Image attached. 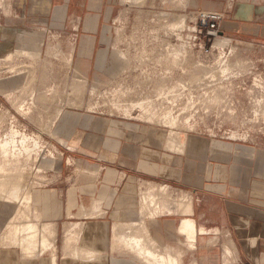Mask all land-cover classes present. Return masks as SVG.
I'll return each mask as SVG.
<instances>
[{
  "label": "rangeland",
  "instance_id": "rangeland-1",
  "mask_svg": "<svg viewBox=\"0 0 264 264\" xmlns=\"http://www.w3.org/2000/svg\"><path fill=\"white\" fill-rule=\"evenodd\" d=\"M126 1L130 5L141 7L123 9L114 17L110 28V44L91 63L92 76L87 78L84 86H79L78 95L74 91L75 83L78 84L79 80L74 76L76 64L73 62V55L70 65L64 58L73 50L74 45L70 40H63L59 31H26L32 33L27 35L18 31L12 37L18 43L19 35L23 33L25 39L33 38L37 41V35L43 33L37 45L33 43L23 47L20 40V45L0 43V81H6L12 75L18 76L13 96L11 94L8 99L0 93V138H3L11 126H15L27 135L39 134L43 146L29 154L18 144L17 151L7 155L8 159L0 151V181H9L11 185L14 179H21L19 191L24 193L29 189L32 194L31 202L27 204L29 207H24H28V213L21 207L24 211L21 216L19 214L13 221L9 217L0 224V264H34L45 257L50 258L51 249L43 253L35 250L31 258H26L22 245L18 243L24 234L18 235V242L15 240L17 244L10 240L11 246H8L12 231L9 233L5 225L21 226L31 217L29 221L40 223V228L43 223L52 222L61 216L65 200L67 199L68 204L73 203L70 191L65 196L67 186L74 182H87L91 176H97L89 172V166L94 162L91 152L101 147L97 144L96 133L106 129L107 119L127 120L151 127L150 135L154 132L157 135L152 136L155 138L154 142L151 141L152 144L171 153H181L179 147L175 149L173 142L180 145V142L190 136L246 145H264V51L255 48L250 50L247 46L239 49L234 46L229 38L218 33L221 32L218 22L222 18L215 21V28H211L208 19L202 21L203 18L199 16L200 11H218L190 8L191 0H168V4L165 3L166 0H160L157 4L148 3L146 0ZM180 2H185L184 6ZM163 11L170 13L168 19L159 14ZM181 15L185 16L184 27L176 31L168 30L167 25L173 22V16ZM224 39H227V43H222ZM50 46H53L55 55L53 52L47 54ZM172 46L185 48L179 56H172L169 54ZM9 51H14L15 54L11 60H6L3 55ZM34 52H38L37 55ZM61 52L66 55L59 56ZM94 82L98 85L92 89ZM53 86L56 88L54 95L47 91ZM32 91L35 93L34 97H38L34 98L35 105L30 103ZM145 99H149V102L144 104L143 109H134V117H122L113 106L118 100L129 105ZM20 104L24 109H21ZM57 108H62L63 114L55 119ZM68 114L74 116L73 122L68 123L65 118L62 121L63 126L59 127L61 118ZM147 117L154 120H147ZM85 119L88 121L85 122ZM59 128L60 133L52 135ZM73 130L75 134L68 138ZM233 132L238 136L232 138ZM58 137L63 141L59 142ZM69 145H73L75 149L68 148ZM47 150L53 155L47 153ZM20 173L21 176L18 177ZM2 183L0 188L7 189L2 188L0 192H5L10 185L5 183V186H1ZM141 185H145L139 196L141 214L152 216L150 212H154V215L164 213L168 210L169 203L175 205L181 213L187 210V206L180 208L178 191L168 188L167 185L144 182ZM161 185L166 186L164 194L156 191ZM147 190H154L159 195L151 206L143 205L142 202V195ZM94 207L97 209L98 205ZM71 208V205L67 206V216L72 215L69 213ZM61 221L64 222L65 218ZM65 225L69 227L66 223ZM65 225L62 231L60 227L55 229L58 232L55 236V247L62 233L64 240L68 237ZM78 229L79 225L74 232L77 233L76 238L70 240L73 243H68V250L77 242ZM144 240L152 247L147 239ZM73 249V255H77L78 249Z\"/></svg>",
  "mask_w": 264,
  "mask_h": 264
},
{
  "label": "crops",
  "instance_id": "crops-1",
  "mask_svg": "<svg viewBox=\"0 0 264 264\" xmlns=\"http://www.w3.org/2000/svg\"><path fill=\"white\" fill-rule=\"evenodd\" d=\"M0 3V43L14 45L12 37L18 31L25 35L59 31L63 40L74 45L73 62L84 64L87 78L92 76L91 63L110 44L114 17L123 9L141 7L126 0ZM190 8L223 13L218 28L224 37L239 49L264 51V0H191ZM67 116L73 122L72 114L64 115L59 127ZM105 126L96 133L100 149L91 152L94 162L89 172L97 176L67 186L65 196L70 191L73 203L66 199L61 216L53 219L61 231L65 223H78L80 228L73 246L77 255L73 247L63 248L64 233L57 239L56 264H153L125 246L114 249L118 232L145 237L156 253L171 255L176 264H264V145L190 136L181 153H171L152 144L157 135L154 132L152 137L151 127L145 124L110 118ZM74 134L73 130L68 138ZM95 165L100 167L97 171L92 170ZM142 182L189 194L190 212L181 213L169 203L164 213L141 214ZM68 205L71 216H67ZM95 205L99 208L93 209ZM187 218L195 226L193 240L180 233ZM34 264H50L49 257Z\"/></svg>",
  "mask_w": 264,
  "mask_h": 264
},
{
  "label": "bare ground",
  "instance_id": "bare-ground-1",
  "mask_svg": "<svg viewBox=\"0 0 264 264\" xmlns=\"http://www.w3.org/2000/svg\"><path fill=\"white\" fill-rule=\"evenodd\" d=\"M165 3H167L168 4V0H166L165 1ZM166 4V5H167ZM179 4H181V5H183L184 6V4H185V2L183 3V2H180ZM178 6V5H177ZM179 7H180V5H179ZM159 14H161V16H163V18L165 17V18H167L168 19V17L170 16V13L169 12H166V11H163V12H161V13H159ZM175 15V14H174ZM183 15V14H182ZM177 16V17H175V16H173L174 17V20H173V22H171L170 24H168L167 25V28H168V30H171V31H176L177 29H182L183 27H184V25H185V16ZM117 19V18H116ZM170 19H171V17H170ZM79 21V20H78ZM171 21V20H170ZM166 31H167V29H165ZM25 35L24 34H22V36L20 35L19 36V39L18 40H20L21 42H22V44L24 45L23 47H26V45L28 44V45H32L33 43L34 44H38L39 42H40V40H41V38H42V34L40 33V34H38L37 35V37H38V39H37V41H36V39L35 40H33V38H26L25 39ZM181 37V36H180ZM227 39H224V40H222V43H227V41H226ZM168 42V41H167ZM164 43H165V41H164ZM170 43V42H169ZM183 45V44H182ZM59 46V45H58ZM183 46H185V45H183ZM181 47V46H179V47H176V46H172V48H171V50L169 51V54H171L172 56H176V55H178L179 53L180 54H182L183 53V51H184V48L185 47ZM22 47V48H23ZM167 48H169V46L167 47ZM17 51V50H16ZM21 52L23 51V50H20ZM56 51V50H55ZM25 52H29V51H27V50H25ZM31 52V51H30ZM52 52H53V54H54V50H53V46L51 47H49L48 48V50H47V54H52ZM58 52V51H57ZM17 53V52H16ZM33 53V52H32ZM35 53V52H34ZM36 53H38V52H36ZM35 53V54H36ZM15 54V52L14 51H9V52H7L6 54H4L3 56H4V58L6 59V60H11V58H12V56ZM21 54V53H20ZM56 54V53H55ZM54 54V55H55ZM72 50L67 54V56L66 57H64L65 58V62H67L69 65L71 64V62H72ZM30 55V54H29ZM34 55V54H33ZM32 55V56H33ZM37 55V54H36ZM61 55H63L62 54V52H61V54L59 55V56H61ZM64 55H66V54H64ZM63 55V56H64ZM170 55V56H171ZM31 56V57H32ZM53 56V55H52ZM179 56V55H178ZM54 57V56H53ZM173 58V57H172ZM174 58H176V57H174ZM63 59V58H62ZM4 60V59H3ZM64 60V59H63ZM169 60V59H168ZM173 61H174V59H173ZM75 74H74V76H75V78H77L78 80H79V83L78 84H76L75 82V89H74V91H75V94L76 95H78L77 93H78V90H79V86H84L85 85V83H86V81H87V76H86V74H85V66H84V64L82 65V63H80V62H78L76 65H75ZM20 73V72H19ZM6 81H0V93L3 95V96H5V97H7L8 99L10 98V96H11V94H12V92H14L13 90H14V88H16L15 87V84H16V82L18 81V76L17 75H12V76H10V77H7V79H5ZM97 81V80H96ZM96 85H98V84H96ZM95 82L94 83H92V89H94V88H96L95 86ZM47 91H49L51 94H53V93H56V88L53 86L51 89H48ZM33 92V91H32ZM92 92H93V90H92ZM58 94V93H57ZM14 94H12V96H13ZM54 95V94H53ZM35 96V93L33 92L32 94H31V97H29L30 99H31V101H30V103L31 104H34L35 105V99L36 98H38V97H34ZM35 98V99H34ZM22 101H23V99H22ZM28 101V100H27ZM24 102V101H23ZM35 102V103H34ZM147 102H149V99H145L144 101H142V100H140V101H135V102H131L129 105H125V104H122L119 100L117 101V102H114L113 103V106L116 108V110L118 111V113L122 116V117H125V118H129V117H131V116H133V114H132V111H134V109H143V107H144V104L146 103L147 104ZM20 103H22V102H20ZM27 103V102H26ZM53 103V102H52ZM21 105V104H20ZM19 105V106H20ZM18 106V107H19ZM24 106V105H23ZM21 107V109L23 108L22 107V105L20 106ZM60 107V106H59ZM19 109V108H18ZM24 109V108H23ZM25 113V112H24ZM63 114V111H62V108L60 109V108H57L56 110H55V119H58V118H60V116ZM152 114V113H151ZM148 114H144V116H147ZM153 115V114H152ZM139 116V115H138ZM141 116V115H140ZM54 117V116H53ZM134 117V116H133ZM136 117V116H135ZM154 117V116H153ZM169 117V116H168ZM42 118V117H41ZM148 119L147 120H154V119H151V118H149V117H147ZM170 118V117H169ZM45 119V118H44ZM54 119V120H55ZM62 119V118H61ZM144 119V118H143ZM156 119V118H155ZM167 119V118H166ZM54 120H52V123L51 124H53V121ZM71 121H72V118L70 117V116H67V122L68 123H71ZM64 124H66V123H64ZM46 125V124H45ZM49 129H51V128H49ZM46 130V129H45ZM46 131H48V130H46ZM59 134V131H58V129L56 130V132H54V134H52V135H58ZM51 135V136H52ZM232 138H234V137H237L238 135H236V133L235 132H233V134H232ZM54 138V137H53ZM58 139V141L59 142H61V140L62 139H60L59 137L57 138ZM63 141V140H62ZM27 142H29L30 144H26ZM173 142V141H172ZM174 143V144H173ZM172 144L175 146V149H177L178 147H179V149H181V147H183V143H184V140L182 141V142H180V145H178L177 143H175V142H173ZM18 144H21V148H23L24 149V151H27L29 154L32 152V151H36L37 149H39V148H41V147H43V146H41V136L39 135V134H36V135H32V136H30V135H27V134H25V133H23V132H21V131H19L17 128H15V126H11V128L9 129V131L7 132V133H5V135H3V138H0V151L2 152V154L4 155V156H6L5 158H7V155H9L10 153H11V155L12 154H15V152L17 151V145ZM26 145H27V147H26ZM172 145V146H173ZM185 145V144H184ZM32 147V148H29V147ZM68 148H70V149H74L73 147H68ZM173 148V147H172ZM44 149V148H43ZM18 150H19V148H18ZM180 152V151H179ZM28 153H26V154H28ZM47 153H49L50 155H53L52 154V152H50L49 150H47ZM1 154V153H0ZM20 154V153H19ZM60 154V153H59ZM0 156H2V155H0ZM30 156V155H29ZM1 158V157H0ZM4 158V157H3ZM4 158V159H5ZM2 159V158H1ZM8 159V158H7ZM7 159H5V160H7ZM5 160H4V162H5ZM1 161V160H0ZM3 162V161H2ZM3 162V163H4ZM10 162V161H9ZM121 162V161H120ZM7 163V162H6ZM2 164V163H1ZM24 164V163H23ZM22 164V165H23ZM60 164V163H59ZM3 165V164H2ZM7 165V164H6ZM28 165V164H27ZM59 166V165H58ZM1 167H4V166H1ZM10 167V166H9ZM6 168V167H5ZM98 168H100L99 166H97V165H95L94 167H93V170L94 171H97L98 170ZM0 169H2V168H0ZM7 169V168H6ZM9 170V169H8ZM7 172L6 170H3V172ZM0 172H2V170L0 171ZM1 174V173H0ZM3 174V173H2ZM7 174V173H6ZM14 174V173H13ZM28 174V173H27ZM10 175H12V174H10ZM23 175V174H22ZM14 176H15V174H14ZM13 176V177H14ZM19 176H21V173L18 175V177ZM12 177V178H13ZM16 177V176H15ZM8 178V177H7ZM7 178H6V180H7ZM12 178H9V179H11L12 180ZM22 178V177H21ZM3 179H5V178H3ZM21 180V179H20ZM19 179L18 180H15L14 179V181L12 182L11 181V185L9 184L10 182L9 181H7V182H5L4 180H2V181H4L3 183H2V181H0L1 183H2V185L1 186H3V184H4V186H5V183H8L9 185H10V187L8 188V190H5V189H7L6 187H2V188H5L4 190H5V192H0L1 194H0V224L1 223H3V222H5V220L6 219H8L9 217H12V220L11 221H13V218L15 219L19 214H20V216H21V212L23 213L24 211H22V210H27V208L29 207V205H27V204H30V202H31V199H32V194L27 190L26 192H24V193H21L20 191H19V184H20V182L22 183V181H20ZM24 180V179H23ZM0 183V184H1ZM23 183H24V181H23ZM8 184H6V186L8 185ZM8 185V186H9ZM7 186V187H8ZM22 187V186H21ZM156 187V186H155ZM2 188H0V189H2ZM23 188V187H22ZM21 188V189H22ZM28 188V187H27ZM159 188V187H158ZM169 188V187H168ZM153 189V188H152ZM3 190V189H2ZM23 190H25V188L23 189ZM165 190H166V186L165 185H161V187L159 188V190L158 189H156V191H159L160 193H163L164 194V192H165ZM3 193V194H2ZM144 193V192H143ZM159 194V193H158ZM159 197V195H157L156 194V192H154V190H147V192H145L144 193V195H142V202H143V205H147V206H151V205H153L154 204V202H156L155 200H156V198H158ZM178 198H179V202H180V204H181V209H182V206H187V210L185 211V213H188L189 212V210L188 209H190V198H191V196H189V194H186V193H184V191L183 192H180L179 193V195H178ZM19 204V205H18ZM94 204V203H93ZM156 204V203H155ZM19 206V207H18ZM26 206H28L27 208H25L24 209V207H26ZM155 206V205H154ZM180 206V205H179ZM21 207H23L22 208V210H21ZM99 208V207H98ZM97 208V209H98ZM158 208V207H157ZM93 209H96L95 207L93 208ZM183 210H184V208H183ZM145 211H146V209H145ZM155 211V210H154ZM26 212V211H25ZM184 212V211H183ZM26 213H28V210H27V212ZM70 213V212H69ZM154 213V212H153ZM153 213H151L150 212V214H152V216L155 214H153ZM25 214V213H24ZM12 215V216H11ZM24 215H22V217H23ZM24 217H26V216H24ZM28 217H29V215H28ZM21 218V217H20ZM27 218V217H26ZM31 218V217H30ZM30 218H28V222L26 223V224H22L21 226H17V224H16V226H12L11 224H8V225H5L6 226V229L9 231V233L11 232V234H9V235H7V236H9V243H7L8 244V246H11L10 244V242L12 241V242H14L15 243V240L17 239V237H18V235L19 234H24L25 236L24 237H22V239L20 238V240H21V242H18L17 240L19 239V237H18V239L16 240V242H18V243H20L21 245H22V247H23V250H24V255L26 256V258H31L32 257V254H35V253H33V252H35V250H40L42 253L44 252V251H46V250H48V249H51L52 250V253H51V256H50V258H49V261H50V264H56V257H57V255H56V247H55V244H54V241H55V236H56V230L55 229H57V228H55L54 227V225H53V223H43V225L40 227V228H38V225L40 224H38L36 221V223H34V221L33 222H31V221H29V219ZM11 219V218H10ZM22 219V218H21ZM39 219V218H38ZM26 220V219H25ZM10 221V222H11ZM16 221V220H15ZM14 221V222H15ZM37 221H39V220H37ZM13 222V223H14ZM43 222V221H42ZM23 223V222H22ZM25 223V222H24ZM115 223V222H114ZM138 223V222H137ZM134 224H135V222H134ZM140 224V223H139ZM69 225V227L68 226H66V228L65 229H67L65 232L67 233L66 235H68V237H66V240H64V241H66L65 243H64V241H63V243H64V249H66L67 248V246H69L68 245V243H69V241L71 240V239H73V238H76L75 236H76V234L74 233L75 232V230L77 231V228H78V223L76 224V223H72L71 225L70 224H68ZM132 225V224H131ZM56 226V225H55ZM113 226H114V224H113ZM118 226V225H117ZM134 226V225H133ZM1 227V226H0ZM3 227V226H2ZM68 227V228H67ZM120 227V226H119ZM5 228V227H4ZM116 228H118V227H116ZM180 228V233H183V234H185L187 237H188V239L190 240H193L194 239V235H195V226H194V223H193V221H192V219H184V221L182 222V226L181 227H179ZM3 229V228H2ZM146 229V228H145ZM144 229V230H145ZM143 230V231H144ZM202 230V229H201ZM200 230V231H201ZM3 231V230H2ZM7 231V232H8ZM118 231V230H117ZM78 232H79V229H78ZM112 232H114V229H113V231ZM3 233V232H2ZM5 233H6V231H5ZM135 234V233H134ZM134 234H132V235H122V234H120L119 232H118V234H115L114 235V238H113V244H112V246H113V248L114 249H119L121 246H125L126 247V249L128 248V249H131L132 251H136L140 256H144V258H145V262H147V263H153V264H176V261H175V258H173V257H171V255L170 256H166L165 254H167V253H163V252H161V253H156V251H154V248L153 247H151V246H149L146 242H145V237H140V236H138V235H134ZM141 234V233H140ZM2 235V234H1ZM5 234L3 233V236H4ZM65 235V236H66ZM78 236H79V234H78ZM2 237V236H1ZM5 237V236H4ZM147 237V236H146ZM3 238V237H2ZM1 238V239H2ZM68 238V239H67ZM5 239H7V238H5ZM3 240H4V238H3ZM8 240V239H7ZM7 240H6V242H7ZM11 240V241H10ZM4 242V241H3ZM70 242H72V241H70ZM75 242V241H74ZM73 243V242H72ZM148 243H150L149 241H148ZM190 243V242H189ZM15 244H17V243H15ZM4 245H6V244H4ZM151 245V244H150ZM7 246V245H6ZM156 247V246H155ZM228 248V247H227ZM22 249V248H21ZM68 249V248H67ZM70 249V248H69ZM74 250V249H73ZM122 250V249H121ZM164 251V250H163ZM23 252V251H22ZM125 252V251H124ZM165 252V251H164ZM74 253V252H73ZM76 253V252H75ZM132 253V252H131ZM138 255V256H139ZM72 257H74V256H72Z\"/></svg>",
  "mask_w": 264,
  "mask_h": 264
},
{
  "label": "built area",
  "instance_id": "built-area-1",
  "mask_svg": "<svg viewBox=\"0 0 264 264\" xmlns=\"http://www.w3.org/2000/svg\"><path fill=\"white\" fill-rule=\"evenodd\" d=\"M199 16L200 18H203L202 21H205V18L208 19V21L210 22V27L215 28V23H216L215 21L220 20L223 17V13L200 11ZM218 33H221V32H218ZM199 48L203 49L201 45H199Z\"/></svg>",
  "mask_w": 264,
  "mask_h": 264
}]
</instances>
